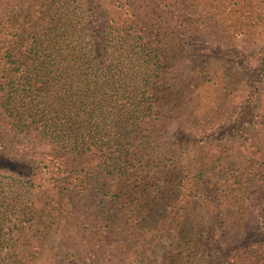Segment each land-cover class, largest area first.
I'll use <instances>...</instances> for the list:
<instances>
[{"label":"trees","instance_id":"trees-1","mask_svg":"<svg viewBox=\"0 0 264 264\" xmlns=\"http://www.w3.org/2000/svg\"><path fill=\"white\" fill-rule=\"evenodd\" d=\"M263 35L264 0H0V157L41 169L1 179L0 264H264V51L240 110L179 60Z\"/></svg>","mask_w":264,"mask_h":264},{"label":"rangeland","instance_id":"rangeland-1","mask_svg":"<svg viewBox=\"0 0 264 264\" xmlns=\"http://www.w3.org/2000/svg\"><path fill=\"white\" fill-rule=\"evenodd\" d=\"M88 1V0H87ZM104 10H107L104 8ZM183 42V54L180 55V63L186 69L196 72L207 71L208 75H214V77L221 78L225 72H231L232 74H238V80L241 82L237 86L238 92L236 93L235 107L240 110L246 106L248 98L251 96L254 83L257 79L255 70L260 66V60L255 57L259 51H264V35L262 39L254 42H238L235 45H219V44H204L200 41L189 40V37H184ZM220 71V72H218ZM209 78L212 79L214 77ZM246 84V85H245ZM253 86V88H252ZM239 88V89H238ZM211 93H205V97H209ZM256 108V106H255ZM254 108V110H255ZM227 115L221 113L217 116V121H223ZM248 119H243L239 122L238 128L234 131L238 134V129L248 128ZM208 128V127H207ZM168 133L175 139L182 142H190L194 139L198 141H225L229 136V128L213 132L211 127L208 128V132H203L201 135H197L194 131H187V127L182 125L171 124L167 130ZM40 167L37 162L21 158L13 153H7L0 157V182L1 179L5 184L4 192L6 195L10 194L12 198L16 194H21L23 189L26 194V199H33L36 195L35 188L31 189L32 183L39 184L41 173ZM27 188V190H26ZM3 192L0 190V193ZM264 209V206H263ZM264 223V214L262 216ZM166 249L162 252L165 254Z\"/></svg>","mask_w":264,"mask_h":264}]
</instances>
